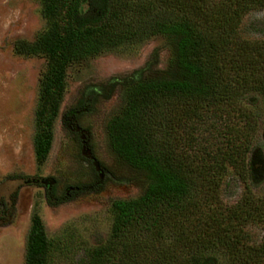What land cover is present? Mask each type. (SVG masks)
<instances>
[{
  "label": "trees",
  "instance_id": "trees-1",
  "mask_svg": "<svg viewBox=\"0 0 264 264\" xmlns=\"http://www.w3.org/2000/svg\"><path fill=\"white\" fill-rule=\"evenodd\" d=\"M259 7L264 0H40L45 28L13 43L15 53L44 59L33 119L37 163L51 147L72 63L157 34L169 37L172 52L164 76L125 83L122 107L106 122L111 149L144 172L147 185L110 202L108 235L80 264H264V192L250 186L248 157L258 113L247 101L256 94L264 111V38L240 31ZM63 124L77 133L78 110ZM229 173L244 183L232 204L221 198ZM46 188L51 205L75 196ZM51 251L33 210L24 264H51Z\"/></svg>",
  "mask_w": 264,
  "mask_h": 264
},
{
  "label": "rangeland",
  "instance_id": "rangeland-1",
  "mask_svg": "<svg viewBox=\"0 0 264 264\" xmlns=\"http://www.w3.org/2000/svg\"><path fill=\"white\" fill-rule=\"evenodd\" d=\"M45 26L40 0H0V264H24L33 210L51 242V264H80L89 247L106 239L110 202L136 197L147 185L145 173L111 149L106 122L121 109L128 80L161 77L173 65L169 37L161 34L72 63L51 147L45 160L37 163L33 119L44 59L15 53L13 43L33 40ZM240 31L249 39L264 38V7L246 13ZM247 101L258 113V128L248 155L253 169L250 186L261 194L264 111L256 94ZM72 109L79 112L81 129L77 133L63 124V115ZM51 183L56 196H75L49 204L51 193L46 185ZM243 189L244 183L229 173L221 198L232 204ZM249 232L254 240L261 236L256 226L249 227Z\"/></svg>",
  "mask_w": 264,
  "mask_h": 264
}]
</instances>
